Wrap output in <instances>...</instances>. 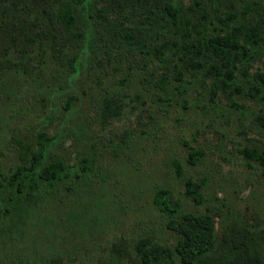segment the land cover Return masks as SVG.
<instances>
[{
  "label": "rangeland",
  "instance_id": "1",
  "mask_svg": "<svg viewBox=\"0 0 264 264\" xmlns=\"http://www.w3.org/2000/svg\"><path fill=\"white\" fill-rule=\"evenodd\" d=\"M64 1L0 0V28L25 31L13 68L0 70V168L16 162L17 139L37 147L44 131L54 136L49 152L71 170L56 194L0 222V264H139L138 244L177 240L154 203L159 188L208 228L205 264H232L244 241L264 264V170L238 150L264 147L263 100L236 94L230 101L211 90L209 77L178 79L171 66L164 91L155 77L160 62L145 66L124 47L116 54L94 28L88 41L58 34L54 11ZM69 1L84 14L92 4L110 17L126 13L120 22L134 24L162 0ZM248 3L264 16V0H214L209 9ZM78 23L90 29L82 14ZM249 71L262 84L264 53ZM106 100L118 114L104 121ZM192 149L201 151L194 159ZM186 177L201 183L200 203L184 194Z\"/></svg>",
  "mask_w": 264,
  "mask_h": 264
},
{
  "label": "trees",
  "instance_id": "2",
  "mask_svg": "<svg viewBox=\"0 0 264 264\" xmlns=\"http://www.w3.org/2000/svg\"><path fill=\"white\" fill-rule=\"evenodd\" d=\"M213 1L190 0L184 4L178 0H162L150 5L139 22L122 24L120 19L128 18L126 13L121 17H110L92 4L84 14L66 0L54 11V29L67 40L88 41L91 28H94L100 33V39H106L114 46L116 54L124 47L126 53L137 54L145 66L160 62L163 71L155 77L157 85L164 91L168 90L167 70L171 66L178 79H182L186 72L209 77L211 90L222 91L230 101L236 94L262 99L263 107L258 117L264 123V95L261 93L264 79L262 84L256 83L249 71L252 61L264 53V16L249 3L241 9L227 8L219 13L218 7L209 9ZM252 11L254 15L250 16ZM79 14L90 20V29L78 23ZM19 29L16 32L0 28V70L13 68L15 48L24 47L21 35L25 31L22 27ZM27 49L23 48L19 55L23 59L30 52ZM133 58L137 60L135 55ZM101 109L104 121L108 116L118 114V110H111L110 100L104 101ZM16 141L19 145L16 162L7 170L0 168V222L13 215H22L38 200L56 194L58 186L71 175L64 160L49 152L54 136L38 132L37 147L19 139ZM238 150L264 170V147L243 146ZM200 153L199 149H192L189 158L194 159ZM81 162L80 167L86 169L87 160ZM175 166L177 173L181 174L179 163L175 162ZM184 185V194L200 203L201 183L186 177ZM153 200L157 208L170 217V225L178 236L174 245L138 244L139 264H205L209 249L208 228L200 217L191 212L180 213L179 203L173 200L167 188H159ZM239 248L241 261L237 259L232 264H260L250 254L247 241Z\"/></svg>",
  "mask_w": 264,
  "mask_h": 264
}]
</instances>
